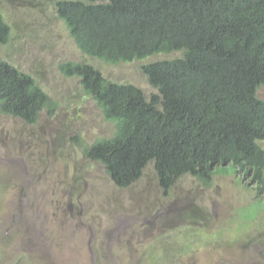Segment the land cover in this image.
<instances>
[{"label": "rangeland", "instance_id": "obj_1", "mask_svg": "<svg viewBox=\"0 0 264 264\" xmlns=\"http://www.w3.org/2000/svg\"><path fill=\"white\" fill-rule=\"evenodd\" d=\"M57 1L0 0L10 28L0 59L54 103L32 124L0 114V264L20 254L18 264H264V197L234 172L215 174L209 186L185 175L164 192L149 163L118 188L85 158L115 124L59 65L88 64L149 97L156 90L141 67L181 54L117 65L86 56L57 17ZM256 94L264 101V86Z\"/></svg>", "mask_w": 264, "mask_h": 264}, {"label": "trees", "instance_id": "obj_2", "mask_svg": "<svg viewBox=\"0 0 264 264\" xmlns=\"http://www.w3.org/2000/svg\"><path fill=\"white\" fill-rule=\"evenodd\" d=\"M57 17L84 55L117 65L158 53L141 67L156 93L104 78L78 62L59 65L115 124L109 139L84 148L118 188L152 163L166 192L181 177L209 186L234 172L264 197V0H59ZM10 28L0 14V44ZM53 101L34 79L0 59V114L36 121Z\"/></svg>", "mask_w": 264, "mask_h": 264}, {"label": "flooded vegetation", "instance_id": "obj_3", "mask_svg": "<svg viewBox=\"0 0 264 264\" xmlns=\"http://www.w3.org/2000/svg\"><path fill=\"white\" fill-rule=\"evenodd\" d=\"M23 254H20V256L15 260L13 261L11 264H18V262L23 258ZM24 260V259H23ZM26 264V263H25Z\"/></svg>", "mask_w": 264, "mask_h": 264}]
</instances>
